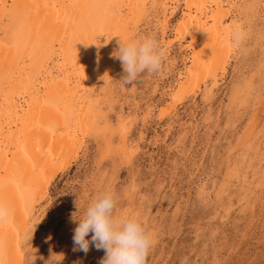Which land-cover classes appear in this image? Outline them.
<instances>
[{"label": "rangeland", "instance_id": "obj_1", "mask_svg": "<svg viewBox=\"0 0 264 264\" xmlns=\"http://www.w3.org/2000/svg\"><path fill=\"white\" fill-rule=\"evenodd\" d=\"M161 1H151L134 39L159 41L162 71L126 85L116 59L107 82L112 105L98 102L111 128L104 133L100 120V129L74 132L81 141L76 160L35 205L19 264H101L105 252L94 245L87 254L73 251L71 215L104 192L114 194L116 215L137 217L151 233L146 264H264V0H222L229 13L221 26H240L246 38L237 46L230 37L234 46L216 86L200 78L196 94L182 101L175 98L179 74L195 50L175 33L183 0L169 1L166 23ZM103 83L100 77L93 93ZM121 123L127 156L119 149Z\"/></svg>", "mask_w": 264, "mask_h": 264}, {"label": "bare ground", "instance_id": "obj_2", "mask_svg": "<svg viewBox=\"0 0 264 264\" xmlns=\"http://www.w3.org/2000/svg\"><path fill=\"white\" fill-rule=\"evenodd\" d=\"M151 1L0 0V203L11 212L10 221L0 224V264L21 262L26 222L35 205L46 197L55 177L76 160L81 141L74 132L86 126L100 129V120L104 133L110 130L98 102L112 105L107 82L116 61L113 54L119 41L135 40L137 26L155 6ZM169 1L162 6L165 23L173 16ZM221 2H182L175 33L189 38L195 51L179 74L182 80L173 97L180 101L196 94L199 83H194L200 78L216 86L219 72L226 71L234 43L233 30L222 27L229 9ZM54 55L58 72L52 75L49 63ZM100 77L104 83L95 94ZM166 114L163 109L161 117ZM125 128L121 123L119 129ZM124 131L119 149L127 156Z\"/></svg>", "mask_w": 264, "mask_h": 264}, {"label": "clouds", "instance_id": "obj_3", "mask_svg": "<svg viewBox=\"0 0 264 264\" xmlns=\"http://www.w3.org/2000/svg\"><path fill=\"white\" fill-rule=\"evenodd\" d=\"M246 38L243 28L237 26L232 32L233 42L239 46ZM124 71V83L131 85L143 73L158 74L162 71L165 54L155 37H145L127 43L119 41L113 54ZM117 201L112 192L96 196L86 210L71 215L76 224L73 230V251L88 253L90 244L97 250H104L101 264H146L150 249L153 247L151 233L135 216L116 215ZM11 219V212L0 203V224ZM91 233V239H88ZM181 264H186L185 260Z\"/></svg>", "mask_w": 264, "mask_h": 264}]
</instances>
